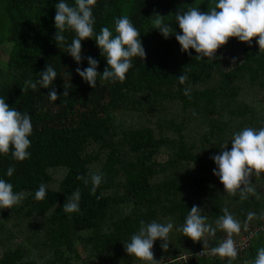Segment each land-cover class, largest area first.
<instances>
[{
    "label": "trees",
    "instance_id": "16d2710c",
    "mask_svg": "<svg viewBox=\"0 0 264 264\" xmlns=\"http://www.w3.org/2000/svg\"><path fill=\"white\" fill-rule=\"evenodd\" d=\"M74 4V0H67ZM59 0H0V48L10 43L9 60L0 67V96L10 107L32 116L31 156L16 161L0 155V178L13 184L25 198L12 209H0V264H149L130 256L125 243L152 220L176 226L198 205L215 227L223 209L242 224L249 211L264 213V173L251 178L259 198L227 193L212 157L233 133L244 127H264V51L254 38H236L218 50L217 57L197 60L194 50L182 52L174 31L181 30L175 15L190 7L209 12L215 0H97L93 9L95 32L108 27L115 35V20L127 16L140 31L146 57L132 59L123 82L98 77L92 88L77 73L88 67L87 57L99 62L98 73L109 67L93 39L82 41L83 60L78 65L67 53L75 33L66 31V43L55 36V5ZM156 15L171 24L165 38L155 29ZM233 58H236L235 64ZM57 71L50 89L25 81H38L48 66ZM187 75L180 84L178 78ZM191 87L186 96L184 89ZM65 93V95H64ZM9 166L16 171L5 175ZM103 176L95 195L91 183L78 177ZM47 185L44 200H36L40 184ZM81 192L80 211H63L67 196ZM264 227V218L248 224ZM247 233V232H246ZM245 233V234H246ZM244 234V235H245ZM241 232L233 235L239 241ZM227 234L217 229L206 249L218 246ZM154 244L157 264H229L227 257H200L203 241L184 237L175 228ZM264 247V231L231 264H252ZM87 258L85 259L84 257Z\"/></svg>",
    "mask_w": 264,
    "mask_h": 264
},
{
    "label": "clouds",
    "instance_id": "9594fccd",
    "mask_svg": "<svg viewBox=\"0 0 264 264\" xmlns=\"http://www.w3.org/2000/svg\"><path fill=\"white\" fill-rule=\"evenodd\" d=\"M97 0H74L69 4L67 0H59L55 5L54 16L55 27L58 32L55 36L58 45L66 43V31L74 32L71 42L67 44V53L79 65L83 60L82 41L93 39L106 58L107 67L103 74L98 73L99 62L92 56L87 57L88 67H77L76 73L92 88L97 86L98 77L104 81L115 83L123 82L126 74L133 67L132 59L135 57L145 58L146 51L140 39V31L134 26L127 16L115 20V35L108 27H102L99 33L95 32L96 18L93 9ZM155 29L168 38L173 35L171 24L164 23V18L156 15ZM175 22L180 32L174 31L175 39L181 46L182 52L194 50L198 55L197 60L208 61L222 59L216 53L225 46L231 38H236L242 43H250L254 38L261 51H264V0H215V5L209 12H201L198 8L190 7L187 11L177 13ZM236 58H233L235 64ZM58 74L54 67L48 66L39 74L38 81H25V88L35 90L39 84L41 88L50 89L47 96L51 101H57L58 93L53 85ZM188 76L182 74L178 81L184 84ZM184 94H191V87L184 89ZM65 95V93H64ZM33 134L32 116L26 112H19L10 107L6 99L0 96V155L11 154L16 161L29 159L31 153L30 137ZM229 143L212 157L215 164L213 175L219 178L227 193L233 196L239 195L241 200L248 199L249 195L259 198L252 176L264 173V127L254 129L244 127L233 133ZM16 169L9 166L5 175L12 177ZM85 185L91 183V193L95 195L97 188L103 182L102 174L90 173L88 178L78 177ZM47 195V185L40 184L35 192L36 200H44ZM25 198L24 192H14L13 184L4 178H0V209H12L20 205ZM81 192L79 189L67 196L63 211L67 214L80 211ZM198 205H193L188 211L184 223L176 226L171 218L165 223L152 220L150 223L140 222V227L134 233L130 242L125 243L127 253L141 261L149 264H157L154 260L153 248L157 240L164 241L162 247H168L169 234L175 228L193 241H203L205 249L209 238L216 236L217 229L224 231L227 238L223 239L218 246L211 247L208 251L212 255L229 258H237L238 250L234 234L241 232L242 224L229 212L223 209V215L215 221V227L208 222V217L202 215ZM264 218L256 212L249 211L243 228L246 230L248 224L253 220ZM252 264H264V247L257 250Z\"/></svg>",
    "mask_w": 264,
    "mask_h": 264
},
{
    "label": "built area",
    "instance_id": "2783aa9c",
    "mask_svg": "<svg viewBox=\"0 0 264 264\" xmlns=\"http://www.w3.org/2000/svg\"><path fill=\"white\" fill-rule=\"evenodd\" d=\"M261 231H264V227L262 228H256L255 230L251 231L248 230L247 233L245 235H243L241 237V239L239 241H235L236 242V246H237V250H238V254L245 251L250 245H251V240L252 237L256 234L259 233ZM210 249V248H208ZM208 249L202 250L199 254L200 257L203 256H207V257H218L217 255H212ZM180 260H185L188 263V258L187 257H182Z\"/></svg>",
    "mask_w": 264,
    "mask_h": 264
},
{
    "label": "rangeland",
    "instance_id": "374dc122",
    "mask_svg": "<svg viewBox=\"0 0 264 264\" xmlns=\"http://www.w3.org/2000/svg\"><path fill=\"white\" fill-rule=\"evenodd\" d=\"M11 49H12V45L10 43H5L0 48V67L6 66V64H7L8 60H9V55H10ZM248 230H249V228H247L246 230L243 229L241 231V235L243 236ZM84 258L86 259L87 256L84 257ZM87 263L100 264V263L96 262L95 260H91V259H89ZM119 264H121V263H119Z\"/></svg>",
    "mask_w": 264,
    "mask_h": 264
}]
</instances>
